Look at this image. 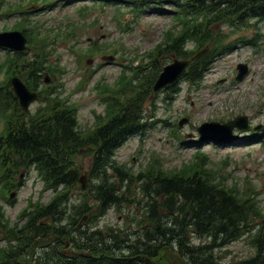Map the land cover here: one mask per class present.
<instances>
[{"label":"rangeland","instance_id":"obj_1","mask_svg":"<svg viewBox=\"0 0 264 264\" xmlns=\"http://www.w3.org/2000/svg\"><path fill=\"white\" fill-rule=\"evenodd\" d=\"M17 4L21 6L17 7ZM24 9L27 14L18 12ZM152 9L150 7L147 12L139 14L126 5L101 6L91 3V0H0V30L12 29L19 23L23 27L26 24L32 27V35L39 38L36 45L45 48V51L49 49L48 62L52 66L57 65L56 69L49 70V75L46 71L41 73L38 85L41 83L40 88L45 89L46 85L57 86L63 99L74 101L78 107L79 127L88 134L97 123L96 115L105 112L101 90L114 79H121L120 71L130 75L127 65L135 67L139 62L143 68L138 71L144 76L142 71L146 75L158 73L163 65L180 60L173 51L161 50V55L157 56L164 38L168 33L177 34L185 25V17L181 13L173 14L169 6H165L162 13ZM9 10V14L3 15ZM206 20L207 17L202 16L196 22L204 23ZM234 22L237 23L234 25ZM254 22L251 19L243 23L236 18L218 24L210 21L205 43L199 45L195 40L188 41L187 50L195 52L209 46L210 54L218 56V59L197 83L183 80L179 89L173 91L175 93L162 88L149 96L141 114L144 123L142 131L115 150L117 163L132 175H137L150 166L165 170L188 169L197 153H208L211 165L221 169L228 184L235 183L240 189H252L258 193L256 205L264 210V19ZM242 37L245 38L244 43L240 41ZM90 41L92 47L88 56L77 58L72 53L75 48L85 50ZM103 42L109 47L106 48ZM113 48L116 50L111 51ZM104 54H113L115 58L103 62L101 56ZM5 55L0 49V62ZM88 58L90 62H86ZM239 62L247 64L248 72L236 80L234 76ZM131 80H135L134 75ZM110 87L117 91L120 85ZM39 101L30 105L31 112H39L38 109L43 108V101ZM8 114L7 110L0 111V131L5 127ZM239 114L247 116V129L233 128L231 134L224 131L204 137L196 131L203 121L224 122ZM179 120H183L182 126L178 125ZM86 155L77 161L82 181L78 180L63 191V223L71 222L76 207L84 203L88 211L78 223L80 229L107 231L111 227L135 230L144 203H136L132 199L146 201L139 184L135 181L131 183V190L126 193L129 198L125 201L126 205L111 206L101 214L98 204L87 191L91 180L89 157ZM22 178H25L22 186L9 194L15 198L13 206L7 204V192L4 186H0V211L7 219V230H0V247L7 245L8 229L11 234L15 233L14 222H17L16 226L24 225L29 219L28 214L36 209L34 205L45 204L56 195L45 190L35 171L23 173ZM23 209L29 213L18 219ZM89 216L97 221L91 222ZM77 232L75 230L73 234ZM33 246L34 255H38L41 251L39 244ZM69 246L66 241V254L70 251ZM219 253L224 262H234L252 255L254 250L242 238L221 248ZM164 257L167 258L166 255ZM170 258L169 264H178L175 257Z\"/></svg>","mask_w":264,"mask_h":264},{"label":"trees","instance_id":"obj_2","mask_svg":"<svg viewBox=\"0 0 264 264\" xmlns=\"http://www.w3.org/2000/svg\"><path fill=\"white\" fill-rule=\"evenodd\" d=\"M166 3L174 8L173 12L185 17V25L177 34H167L157 57L161 50L173 51L181 58L191 56L185 42L197 37L198 43L206 42L208 21H221L232 13H241L246 19L264 17V0H136L130 7L142 11L157 4L155 8L161 10ZM199 15L207 20L196 22ZM213 59L210 55L193 62L183 78L199 80ZM42 60L24 59L15 67L19 73L35 74L33 80H25L31 89H36L35 81L41 77ZM142 68L135 70L134 81L125 79L117 95L112 93L108 106L112 110L89 131L91 134L78 126L75 108L57 96L40 90V97L44 94L42 99L47 104L39 112L29 114L19 109L11 91H3L0 106L11 109L0 134V180L5 189L15 185L11 171L18 172L30 164H34L48 187L65 184L70 188L79 179L78 158L86 153L91 157L89 176L93 179L87 191L101 214L111 206L127 204L126 193L133 181L139 184L146 201L132 199L144 203L135 230L109 227L105 231L78 227L88 211L84 203L76 207L71 222L63 223L65 211L57 195L32 212L21 213V217L29 213V219L24 225H14L15 233L11 234L10 229L6 232L7 245L0 248V264H169L170 256L178 264H264V212L256 205L258 193L228 184L221 169L211 165L208 153H197L188 169L150 166L137 175L115 160L116 148L144 126L141 114L157 73L146 75L142 71L143 76L138 71ZM177 89V82L170 87L171 92ZM89 218L91 222L97 221ZM6 224L0 211V230H7ZM75 230L78 232L73 234ZM242 238L254 253L224 262L219 250ZM66 241L70 244L68 254L64 249ZM35 244L41 249L38 255L31 247Z\"/></svg>","mask_w":264,"mask_h":264},{"label":"water","instance_id":"obj_3","mask_svg":"<svg viewBox=\"0 0 264 264\" xmlns=\"http://www.w3.org/2000/svg\"><path fill=\"white\" fill-rule=\"evenodd\" d=\"M0 35H1L0 36V42H1L0 44L1 45H7V46H11V47L14 46L15 48H19V46L21 47L25 41L23 38H20L16 33H9V34L4 33V34H0ZM9 40L11 42H13L14 45ZM14 40H15V42H14ZM15 43L17 44V46ZM185 65H186V61L175 60L173 63L164 66L163 70L159 74L153 88L158 89L161 86H163L164 84L174 80L180 74V72L183 70ZM246 71H247L246 64H239L238 65V74H237L236 78L237 79L241 78L246 73ZM15 80L16 79L13 80L14 89L17 92V95L19 98V103L23 109H26L28 104L32 100L35 99L36 94L34 92H30L26 88L25 85L19 83L17 80L15 81ZM246 121H247L246 116L239 115V116L235 117L234 119L229 120V121L224 122V123H219L216 121L203 122L200 126L197 127V130L200 133L201 137H204V136L211 134V133H215L216 131H227L229 133L231 128L234 126L239 127V128L247 127ZM182 122H183V120L180 121V124H182Z\"/></svg>","mask_w":264,"mask_h":264}]
</instances>
